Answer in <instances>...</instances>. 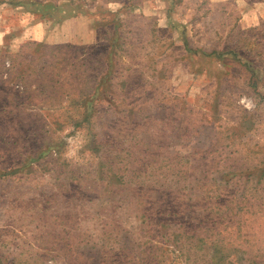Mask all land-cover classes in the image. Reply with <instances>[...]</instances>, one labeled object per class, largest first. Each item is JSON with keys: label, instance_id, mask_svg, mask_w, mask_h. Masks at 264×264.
<instances>
[{"label": "rangeland", "instance_id": "374dc122", "mask_svg": "<svg viewBox=\"0 0 264 264\" xmlns=\"http://www.w3.org/2000/svg\"><path fill=\"white\" fill-rule=\"evenodd\" d=\"M0 264H264V0H0Z\"/></svg>", "mask_w": 264, "mask_h": 264}]
</instances>
